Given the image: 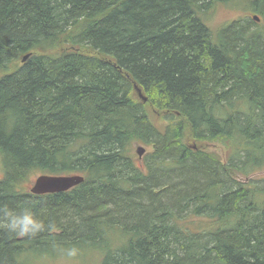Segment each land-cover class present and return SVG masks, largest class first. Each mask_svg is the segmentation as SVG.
<instances>
[{"label":"trees","instance_id":"1","mask_svg":"<svg viewBox=\"0 0 264 264\" xmlns=\"http://www.w3.org/2000/svg\"><path fill=\"white\" fill-rule=\"evenodd\" d=\"M231 1L0 0V204L51 226L0 231V264L56 245L100 264H264V183L238 179L264 169V0L213 34L205 14ZM135 143L152 146L140 162ZM37 169L85 179L36 194L21 183Z\"/></svg>","mask_w":264,"mask_h":264},{"label":"rangeland","instance_id":"2","mask_svg":"<svg viewBox=\"0 0 264 264\" xmlns=\"http://www.w3.org/2000/svg\"><path fill=\"white\" fill-rule=\"evenodd\" d=\"M242 0H233L231 2L226 3H215L212 5L210 10L205 14V21L212 30L213 34H217L219 29H221L223 26L229 24L234 19L243 18L245 16H250L249 10L244 7V3H242ZM141 144V143H140ZM145 148V152L143 155H145L147 152L152 150V146L141 144ZM206 149L210 151H214L218 153L222 160H226L227 156V149L226 147L220 143V142H212V143H204ZM137 146H139L137 143H135L132 146V154L137 160V162H140L138 158V154L136 152ZM44 173L42 170H32L29 175L27 176L26 180L21 183L22 188L29 189L30 186L33 185V182L36 180V177L40 174ZM5 174V167L3 166V158L0 153V179ZM239 180H242L243 182H249L252 180H257L260 182V184L264 183V169H260L256 171L254 174L250 175L249 177L244 176H238ZM185 220V219H184ZM183 220V221H184ZM198 221V226H206L209 219L207 217H200L197 216L196 218H193V221ZM183 223L189 224V221H184ZM102 252L100 251H93V250H80V254L78 258L75 260L68 262V264H100L102 259ZM25 263L27 264H62V261L59 259L58 255L56 256H48L43 255L40 257L34 258L33 256L24 257Z\"/></svg>","mask_w":264,"mask_h":264},{"label":"clouds","instance_id":"3","mask_svg":"<svg viewBox=\"0 0 264 264\" xmlns=\"http://www.w3.org/2000/svg\"><path fill=\"white\" fill-rule=\"evenodd\" d=\"M44 219L32 211V205L27 202L12 207L9 204H0V231L16 238H34L44 232L46 228ZM55 250L62 264H68L78 258L80 249L73 245L65 247L56 245Z\"/></svg>","mask_w":264,"mask_h":264},{"label":"water","instance_id":"4","mask_svg":"<svg viewBox=\"0 0 264 264\" xmlns=\"http://www.w3.org/2000/svg\"><path fill=\"white\" fill-rule=\"evenodd\" d=\"M256 20H259V17L257 15L254 16ZM29 55H26L23 58V61H25L28 58ZM135 90L138 94V96L143 100L146 101L147 98L145 95H143L141 89L135 84ZM137 154L139 158L141 159L145 148L142 145L137 146ZM84 176L79 174H73V175H47L43 174L40 175L34 182L31 190L33 193L36 194H46V193H56V192H62L72 189L73 187L79 185L84 181Z\"/></svg>","mask_w":264,"mask_h":264}]
</instances>
